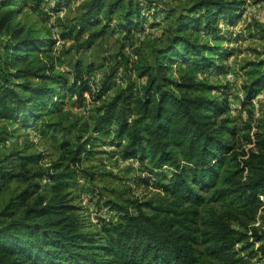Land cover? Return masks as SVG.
Instances as JSON below:
<instances>
[{"label":"trees","instance_id":"1","mask_svg":"<svg viewBox=\"0 0 264 264\" xmlns=\"http://www.w3.org/2000/svg\"><path fill=\"white\" fill-rule=\"evenodd\" d=\"M16 1L0 0V28H11L0 51V120L34 128L66 95L85 99L88 92L92 103L99 102L124 64L111 66L98 92L89 81L95 67L81 58L72 71L57 70L53 39L12 27L21 10ZM147 2L87 0L62 37L77 41L88 33L78 47L89 49L107 34L113 16L125 10L119 25L131 50L132 38L146 22L140 12L141 6L149 9ZM188 2L168 29V42L153 50V60L137 63L145 83L130 82L103 101L91 135L62 140L58 158L35 173L27 165L38 163L40 154L14 153L20 170L0 162V184H26L0 207V264H201L199 246L220 264H243L236 245L249 238L247 230L254 237L249 244L263 239L264 231L250 225L264 206V120L247 125L242 139L252 147L240 149L239 130L227 115L230 88L198 78L214 66L223 72L229 67L220 63L233 55L223 45L231 40L230 31L221 24L232 27L244 1ZM256 27L264 41V27ZM115 56L129 67L122 50ZM174 64L181 70L176 79L168 74ZM250 65L245 107L264 89V58ZM103 137H110L125 159L149 165L158 193L134 207L106 201L116 220L101 219L99 230L91 231L72 192L80 178H96L83 163ZM7 138L1 135L0 144ZM38 176L46 185L33 180Z\"/></svg>","mask_w":264,"mask_h":264},{"label":"rangeland","instance_id":"2","mask_svg":"<svg viewBox=\"0 0 264 264\" xmlns=\"http://www.w3.org/2000/svg\"><path fill=\"white\" fill-rule=\"evenodd\" d=\"M86 1H16L21 10L15 17L12 27H24L25 30L33 31L35 35L48 36L53 39L52 53L57 59V70L70 72L77 59L81 58L85 66L94 65L95 70L89 76V81L92 88L98 92L102 88L104 78L109 73L111 66L115 65L117 61H121L124 65L116 73L111 89L99 102L92 103V98L89 99L86 95L85 99L66 95L63 102L49 111L34 128H27L1 119L0 136L6 135L8 138L0 144V162L11 169L20 170L19 155L29 154L42 155L38 163L27 165V169H30L31 173L48 168L58 158L59 143L62 140L75 141L78 135L83 137L91 135L93 118L98 115L97 109L103 101L110 100L116 91L127 86L130 82H135L137 87L145 83L146 78L138 77L137 63L143 60H153V50L163 47L168 42L170 37L168 29L175 24L177 15L189 5L188 0H149L147 2L148 5L150 4L149 9L146 7L143 10V6H141L140 17L142 21L146 22H144L141 31H137L132 38V42H135L133 49L140 48L139 52L133 56L129 53L130 50L126 49L129 38L125 39L119 25L123 22L125 10H121L113 16L107 34L96 39L89 49L78 47L82 39L88 36V33H85L83 38L77 41L62 37V33L78 21ZM243 1L239 20L232 27L221 24L223 29L230 31L231 40L224 42L223 45L231 48L233 55L220 63H225L229 67L223 72L220 70V66H214L210 71L198 74V78L218 85H227L230 88L229 99L233 100L236 106L229 107L227 115L239 130L236 139L240 149L252 147L245 141L243 142L242 136L247 132V125H257L253 110L250 113V106H243L242 96L245 97L243 86L249 81V71L252 67L250 63L264 58L262 54L264 41L259 38L256 27H264V5L259 4L264 0ZM246 6H250L252 9L261 8V15L257 17L251 14L250 16L245 13ZM249 17H251V21H249ZM153 18L157 23H153ZM10 32L11 28H0V51L2 45L9 38ZM58 40L61 42L58 43ZM121 50L130 59L129 67L122 60V56H115ZM179 67L180 65L174 64L172 68H169L168 74L175 79L178 78L181 71ZM229 72L234 75L231 81H228L226 76ZM257 96L261 97L260 104L264 108V89ZM95 150L96 153L85 160L83 166L89 167L90 171L96 173V178L92 182L80 178L72 192V196L76 197L75 202L81 207L80 211L85 225L91 231L99 230L101 219L107 222L116 220L114 212L106 206V201H117L134 207L136 201H147L155 198L158 193L148 171L149 165L141 163L138 159H125L121 150L111 144L110 137L101 138L96 144ZM33 180L41 185H46L45 180L40 176ZM25 185L21 180L0 184V207ZM250 226H255L259 232L264 231V206ZM235 227L246 232V229L237 224ZM247 233L249 238L236 245L240 255L244 257L243 264H264V251L259 248L260 245L264 246V237L258 243L249 244V241H253L254 237L251 230H247ZM199 249L201 264H220L209 257L202 246H199ZM254 251L257 252L252 256Z\"/></svg>","mask_w":264,"mask_h":264},{"label":"built area","instance_id":"3","mask_svg":"<svg viewBox=\"0 0 264 264\" xmlns=\"http://www.w3.org/2000/svg\"><path fill=\"white\" fill-rule=\"evenodd\" d=\"M259 4L261 6L264 5V1L262 3H259ZM245 13L250 14V16H251V14H254L255 16L259 17V15H261V8H258V9L257 8H254V9H252L250 6H248V7L246 6L245 7ZM249 21H251V17H249ZM49 25L51 26V23ZM60 42L61 41L58 40V43H60ZM129 53L131 55L135 56L134 49H131L129 51ZM226 76L228 77V79H227L228 81H231L233 79V77H234V75H233L232 72L227 73ZM85 95L90 99V95H89L88 92H86ZM244 98L245 97L242 96V100H244ZM260 98L261 97H259V96L254 97L252 99V102H251V105H250L251 108H252V110H253L254 118L256 119V121H259L261 119L264 120V108L260 104ZM229 101H230V102H228L229 103V107H233L234 108L236 106V104L233 102V100H230L229 99ZM16 124H18V123H16ZM254 130H255V127L253 128V131ZM253 131H252V133H253Z\"/></svg>","mask_w":264,"mask_h":264}]
</instances>
